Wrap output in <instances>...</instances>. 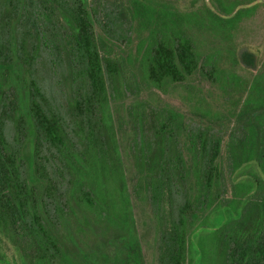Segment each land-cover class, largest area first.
Masks as SVG:
<instances>
[{"label": "trees", "instance_id": "16d2710c", "mask_svg": "<svg viewBox=\"0 0 264 264\" xmlns=\"http://www.w3.org/2000/svg\"><path fill=\"white\" fill-rule=\"evenodd\" d=\"M202 5L234 29L264 0H204ZM130 10L146 45L116 40L97 20L94 1L0 0V234L26 264L64 261L56 227L73 198L104 215L113 197L122 216L130 208L109 113V86L117 81L122 88L127 60L141 64L146 84L154 89L200 71L192 42L176 26L178 19L194 20L196 14H180L159 0H131ZM158 22L160 35L153 31ZM237 54L240 64L256 67L254 54ZM41 68L60 76L61 107L50 103ZM141 112L127 110L124 120L134 140L136 184L146 192L154 217L155 262L212 264L209 242L219 238L222 264H264V129L253 128L255 136L227 165L222 141L211 129L190 134L175 115L174 121L159 122L151 139ZM54 158L68 176L66 185L50 173ZM228 186L230 197L217 199ZM124 264H142L138 241L127 243Z\"/></svg>", "mask_w": 264, "mask_h": 264}, {"label": "rangeland", "instance_id": "374dc122", "mask_svg": "<svg viewBox=\"0 0 264 264\" xmlns=\"http://www.w3.org/2000/svg\"><path fill=\"white\" fill-rule=\"evenodd\" d=\"M89 1L95 2L97 20L110 28L116 40L129 45L126 39L130 38L133 40L132 45H146L143 29H135L132 23L131 0ZM159 1L174 5L180 14L188 10L196 14L194 20L178 19L176 26L192 42L199 58L200 71L179 84L171 83L161 89H154L146 84L141 64L132 59L127 60L125 72L122 73V88L117 81L109 86V113L126 171V195L130 208L122 216L117 200L113 197L110 200L112 206L106 215L94 213L80 206L76 197L72 196L71 209L66 210V215L60 218L56 227L65 250V259L60 264H124L130 240L141 244L142 264H157L154 217L146 192L136 184L132 166L134 140L124 120L127 110L143 111L144 114H140L145 115V133L151 139L154 127H158L159 122L169 121L171 117L174 121L175 115H181L190 134L200 129H211L222 141V157L227 165L238 158L245 140L255 136L253 128L264 129V6L231 29L221 25L207 12L202 5L204 0L196 2L194 6L193 0ZM153 31L160 35L163 31L162 22H158ZM243 51L256 56L255 68L240 64L237 53ZM38 75L47 90L50 103L61 107L65 95L60 76L52 75L46 68H41ZM137 104H140L139 109ZM58 165V160L54 158L49 163L50 173L57 182L66 185L64 178L68 176ZM230 195L228 186L227 191L221 189L215 196L220 200ZM209 247L213 254L212 264H222L219 238L210 241ZM0 264H26L2 234Z\"/></svg>", "mask_w": 264, "mask_h": 264}]
</instances>
